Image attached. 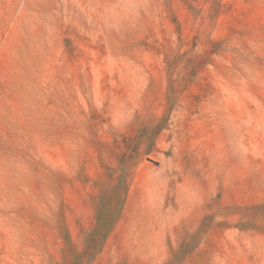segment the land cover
<instances>
[{
    "label": "rangeland",
    "instance_id": "1",
    "mask_svg": "<svg viewBox=\"0 0 264 264\" xmlns=\"http://www.w3.org/2000/svg\"><path fill=\"white\" fill-rule=\"evenodd\" d=\"M0 264H264V0H0Z\"/></svg>",
    "mask_w": 264,
    "mask_h": 264
}]
</instances>
